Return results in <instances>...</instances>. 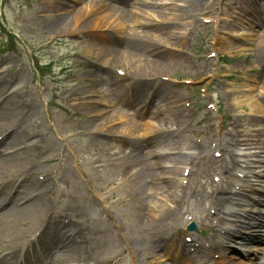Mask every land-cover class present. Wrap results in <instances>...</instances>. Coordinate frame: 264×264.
Masks as SVG:
<instances>
[{
    "label": "rangeland",
    "instance_id": "rangeland-1",
    "mask_svg": "<svg viewBox=\"0 0 264 264\" xmlns=\"http://www.w3.org/2000/svg\"><path fill=\"white\" fill-rule=\"evenodd\" d=\"M51 1L54 0H0V60L6 62L5 59L13 57L18 65L15 69L22 68L25 71L27 77L26 89L37 97L41 111V117L33 120L32 128H28V134L31 135L32 140L27 145L34 144L40 139L42 145L40 144V147L29 156H21L14 162L22 164L23 168L32 166L29 162L36 166H42L40 173L49 174V179L50 173L54 175L57 170V185L53 195H51V206L56 210V213L59 214L64 211V216H70L71 219L82 225L85 237L91 240L86 234V229L96 225L95 218L100 216V205L104 206L106 212L114 213L128 229L132 228L134 220L131 218L130 213L125 211L129 204L123 198L124 189H119V185L123 182L122 173L119 170L110 171L108 169L104 173L102 172L101 163L119 161L123 156L130 153L131 149L125 145L127 140L141 142L145 137L143 135H146L150 129H155L160 116L152 115L157 106L160 108L164 106L167 109L168 113L166 114L168 116L172 115L171 110L175 107H168V103L173 102L172 100L154 101L150 108L140 111L141 105L124 106L115 101L114 103L123 113L122 117L124 116L116 123L115 127L118 133L110 135L100 150L90 148L88 145H91L90 140L95 136V125L101 123L94 120L91 124L81 127L88 119L86 113L89 112L82 105V100L84 102L87 99V101H102L103 103H98V107L101 109L107 108L110 110L112 107L105 104V100L110 95L96 96L91 94L94 85L87 73L88 68H98L101 71L98 73L100 75L103 71L108 70L114 79L117 78L119 83L124 85L128 83V80H130L129 75L118 76L115 69L124 68L127 73L131 72L130 69L121 63H110L105 66L103 65L105 60L102 57L104 51H107L109 47L115 46L122 49L124 35L121 29L123 25L119 21L118 15L112 12L93 18L94 22L90 21L87 27L76 33H52L47 28V24L51 20L49 14L54 10ZM57 1L68 11H72L69 9L75 6L73 4L74 0ZM203 1L206 2L205 14L195 17L189 11L187 15L190 19L182 22L183 26L174 27L175 29L172 28L173 24L157 22L161 21L164 15V18L170 17V11L163 13V9L166 10L171 7L170 0L158 2L159 4L152 8L144 6L145 4L141 7H131L130 3L113 2L112 0H86V2H82L75 7L84 6L85 11L90 12L97 6L112 4L115 6V12L128 9L137 18L147 22L154 19L153 23H157L159 27H167L174 33L186 34L187 38L179 41V43L173 38L166 41L162 37L155 38L152 36L149 45L151 48L166 51V56H164L166 60L162 58L164 67L161 71L143 73L147 76L161 75L166 78L168 80L165 82L166 87L173 95L178 96V100L175 99L179 101L178 105L182 106L187 103L189 106V111L181 107V109L186 110V124L177 129V124H174L172 119L171 123L167 125L166 133L169 134L168 131H170L174 142L177 141L182 144L188 142L187 144L197 146L199 143H197V140H201V146H205L207 150L206 158L202 162L201 157L195 158L196 167H192L194 175L189 185L190 190H188L190 193L195 191V198L192 196L189 204H186L187 210L184 209V218L178 220L173 230H186L189 223L201 221V225H198L200 227L199 231L190 232L193 233V236L189 238L192 243L196 240H202L203 242L205 239H209L214 243H211L215 245L214 247L218 245L224 247L221 253L223 256H234L239 258L242 263H248L250 262L249 259L253 260L258 255V259L254 261L257 263L262 257V250H264V238L260 243L255 242L252 244L241 242L236 238L224 241L221 237H217L216 234L212 235L210 231H205L201 227L205 224H212V216L210 214L206 215L204 212V207L213 201L210 194L208 196V193L211 192L210 183L213 182L212 175L216 173L217 178L223 176V174L225 175V170L222 168L227 160L233 157V154L222 156L220 163L215 164V160L208 157L212 153L208 150L210 151L213 148L215 154H218L219 151L223 154L227 147H234L236 140L227 137L228 130H237L240 133V140H248L252 134L256 141H264V121L255 125L250 124L252 118L260 116L264 119V104H262L264 100L262 98L264 97V84L262 82L264 59L254 60L259 52V46L257 45L261 43V40L257 37V32L264 29V0ZM248 2L249 5L246 4ZM257 2L260 3V6L256 5ZM176 4L184 6L183 0H178ZM91 16H95V14H91ZM209 19L216 21V24L209 26V23L205 21ZM256 20L261 21L262 28L250 26V23ZM231 22H234L235 26L233 28L234 32L230 33L228 25ZM123 30H129L134 35H141L143 29L140 28L139 24L127 22ZM230 34L232 37H236L233 40L234 46H241L244 50H230L221 45H216L219 40L224 41L223 39L229 37ZM210 41H213V44H209ZM215 47H218V49L214 50ZM213 51L217 53V58L210 56ZM3 65L0 67V72L8 70L10 67V65ZM45 65L46 67H44ZM226 75L230 76L226 77ZM245 84L253 86L251 92L247 94L254 97L255 107L234 108L235 96L230 91L233 90V87L239 88ZM149 90L150 88L146 92ZM214 105L215 107L211 108ZM4 111L9 112L7 105ZM234 120H240L239 124L233 126L232 122ZM130 123L135 124L138 132L130 133L127 131V126ZM73 133L78 136L71 137ZM4 135L3 133L2 136ZM61 139L65 142L58 145ZM48 143L57 144L54 148V154H49ZM65 146L70 149L73 148L76 155L69 154L67 156V152H63ZM163 146L164 144H144L146 151L150 148L157 149ZM178 146V144H175L173 148L176 149H168L169 152L172 154L181 153L184 156L192 152V150ZM237 146L240 155L254 154L255 152L253 147L250 148L251 146L245 145V142L240 141ZM4 147L5 142H2L0 151H4L5 154L11 151V149L6 150ZM171 166V163L166 162V167L171 168ZM258 166L260 165L255 166L253 169L260 171L257 168ZM183 167H186V165L181 163L179 168L182 169ZM51 170L54 171L51 172ZM80 171H82V176L79 174ZM106 173L111 175L112 180H110V183H108L109 177ZM33 180L34 178H31L29 182H33ZM262 183L264 182H261L255 188L253 195L248 192L250 198L249 195L245 196L252 203L251 206L239 207L240 211L254 212L257 209L264 212V202L262 204L252 202V200L255 201L254 198L256 197L264 201V184ZM218 195L221 196L223 193L219 192L217 195L213 193L214 199ZM105 198L107 199L104 201ZM155 201L157 203H167L166 199L160 196ZM167 205L170 206V203ZM193 214H196L194 218ZM106 226L109 228L108 224ZM36 228L38 227H35L32 232H27L20 239L7 235V240H4L0 236V250L8 253V249H14L15 245L25 239L35 238L36 233L33 232ZM56 231L57 227L52 223L44 234L46 240L54 237ZM168 232L162 233V236H166ZM103 233L105 232L102 230ZM248 234L264 237V227L257 231L248 232ZM91 236L95 238V236ZM77 238L81 239V237ZM42 244L44 246V241ZM122 249L117 247L112 251L105 250L99 260L102 262L106 257H116ZM149 254L150 252L140 254L139 258L135 259V263H169V256H166L160 250L156 253L155 260L150 259ZM61 255L56 264L76 263L84 257L81 252L73 258L68 255ZM190 256H193L197 261L201 260V256L196 253ZM209 263H211V260H209ZM48 264H52L50 260H48ZM117 264H130L129 253L124 252Z\"/></svg>",
    "mask_w": 264,
    "mask_h": 264
},
{
    "label": "bare ground",
    "instance_id": "bare-ground-1",
    "mask_svg": "<svg viewBox=\"0 0 264 264\" xmlns=\"http://www.w3.org/2000/svg\"><path fill=\"white\" fill-rule=\"evenodd\" d=\"M118 1L130 3L131 7H141L145 4L144 6L152 8L163 0ZM177 1L178 0H170L171 7L166 10L163 9V13H166L165 11H170V17L164 18V15L163 19L157 22L170 23V25L173 24L172 28H174L183 26L182 22L190 19L187 15L189 11L192 12L191 14L195 17L200 16V14H205L204 7L206 2L203 0H183L184 6L176 4ZM82 2H86V0H74L73 4L77 6ZM51 4L54 10L49 14L51 20L48 22L47 28L50 29L52 33H76L87 27L90 21L94 22L93 18H97L104 13L109 14L112 12L118 15V19L123 27L129 22L130 24H139L140 28L143 29L141 35H134L129 32V30H123L122 27L121 31L124 35L122 49L116 48L115 46L109 47L107 51H104L102 56L105 60L103 64L105 66H108L110 63H121L130 69L131 72L128 73L130 80H128L127 84L124 85L119 83L117 78H115V80L108 70L103 71L102 75H100L98 73L101 71L98 68H88L87 73L94 85L91 89V94L96 96L110 95L109 98L105 100V104L112 107L110 110L107 108L101 109L98 107V103H103L102 101H87V99L84 102L82 100V105L89 112L86 113L88 119L85 120V123H83L81 127L83 128L91 124L94 120L97 121V123H101L95 125V136L90 140L91 145H88L90 148L100 150L110 135H116L118 133L115 127L116 123L124 116L122 117L123 113L117 104L114 103L115 101H118L124 106H133V104H137L148 109L154 101L172 100L173 102L168 103V107H175L171 110L172 115H170V117L166 114L168 112L164 106L161 108L157 106L152 116H160V118L158 119L155 129H150L147 133L149 136L148 140L146 142L127 140L125 145L131 149L128 155L123 156L122 159L114 163H101L102 172L104 173L107 169L110 171L119 170V172L122 173L123 182L119 185V189H124L123 198L129 204L125 211L130 213L131 218L134 220L132 228L128 229L112 212H104L105 215H107L106 220L101 216H97L95 218L97 221L96 225L86 229V234L91 238L92 244L91 251L86 250L85 256L89 257L90 262H92L91 264H100L99 259L103 251H112L118 247V243H123L130 252L132 264H134L135 259L139 258L142 253L150 251L152 252L150 257H156L157 254L154 252L157 249L165 251L169 256L173 255L174 259L170 258V264H197V261L193 257H189L183 252L178 254L175 249L176 245L173 241L164 240L162 238V233L173 230L178 220H183L184 204L189 194V184L187 182L192 180L194 170L192 171L191 169V172L187 173L189 179L187 177L182 180L181 177L184 176V168L180 169V164L184 163L186 166L189 164L195 168V158L206 156L207 150L205 146H198V148L196 145L187 144L188 142L183 144L177 141L174 142L172 135L166 133L168 129L167 125L171 123L172 119L174 124H177V129H180L179 127L186 124V110L188 111V107L185 106V104L182 106L178 105V96L173 95L169 91V88L166 87L167 85L164 77L161 75L147 76L143 74L148 71H161L164 67L162 58L166 56V51L164 52L157 48H151L149 40L152 36L155 38L162 37L166 39V41L173 38L179 43V41L187 38L186 34L179 32L174 33L167 27H159L157 23H153L155 21L154 19L153 21L147 22L137 18L132 15L131 10L128 9L115 12V6L113 5L97 6V8L90 10V12H86L84 6H80L79 8L72 6L69 9L72 11H68L64 6H61V3L57 0L51 1ZM91 14H95V16H91ZM234 26V23H232L229 25L228 29L233 30ZM250 26H256L260 29L262 23L260 20H256L250 23ZM257 37L261 40V43L257 45L259 46V52L258 56L254 59L255 61L264 59V29L257 32ZM223 40L224 41L219 40L217 45L229 48L230 50H244L241 46L235 47L234 43L228 37ZM216 48L218 49V47ZM164 60H166V58H164ZM5 61L6 62L0 60V65H10V67L8 70L0 72V99L2 98L0 102V135L3 133L6 135L0 140V145L2 142H5L4 148L6 150L11 149V151L7 152V154H5L4 151H0V236L4 240H7V235L12 238L20 239L27 232H32L35 227H43L44 224L41 220L45 219L48 215L46 210L50 207L45 195L48 189L52 187L53 183L50 182L49 179L39 180L37 178L38 173L42 171V166H36L32 164V162H29L32 166H25L23 168L22 164L14 162L21 156H29L40 147V144L42 145L41 139L34 144L27 145L32 139L31 135L28 134V128H32L33 120L41 117V111L37 97L26 89L27 77L25 71L22 68L15 69L18 65L13 57H8ZM229 76L230 75H226V77ZM152 80L155 82H151ZM262 82L264 84V77L262 78ZM252 87L253 86L250 84H245L239 88H232L233 90H231L230 93H233L235 96L233 101L234 108H242L244 106H248L249 108L255 107L254 97H250V95L247 94L251 92ZM148 88H150V90L146 92ZM115 91H117V94L114 93ZM150 96H152V98L149 102V106H146L147 99L145 98ZM176 98L177 100H175ZM251 98L252 100L250 101ZM262 98L264 99V97ZM263 102L262 104H264ZM175 104L177 107L174 106ZM6 105L9 107V112L4 111ZM181 107H184L186 110L181 109ZM251 111H253V109H251ZM262 121H264V119L258 116L252 118L250 124L255 125ZM239 122L240 120H234L232 125L236 126ZM127 131L130 133L138 132V128L135 124L130 123L127 126ZM226 135L231 140H236V145L233 143L234 147H227L226 151L223 153L224 157L233 154V157L228 159L224 164L226 174L220 181L221 184L224 183L223 187L220 188V192H227L226 194L228 195L226 197L218 196L212 202L211 207H214V210H216V215L213 220L216 226L220 228V235L223 239L237 237L244 243H260L264 237L248 236L244 230L255 231L263 228V213L261 211L256 213L258 212L257 209L254 211L255 213H252L251 211H239L237 208L246 205L249 206V204L251 206L252 203L247 200L245 193L250 192L253 194L252 192L255 188L261 184V182H264V141H256L252 134L250 135V139L240 140V133L237 130H228ZM77 136L78 135L75 133L71 135V137ZM239 140L245 142V145L251 146L250 148L253 147L255 150L254 154L240 155L237 146L238 142H240ZM64 142L65 141L61 139L58 145ZM150 143L156 145L164 144V146L157 149L150 148L146 151L144 144L148 145ZM175 144H178V147L192 150L193 153L189 152L186 156L181 153L177 155L168 153L170 149H176L173 148ZM56 145L57 144L48 143L47 148L49 149V154H54ZM18 146H22V148L18 149ZM63 150V152H67V156L69 154L76 155V151L73 148L70 149L68 146H65ZM166 162L172 164L171 168L166 167ZM241 164H243V167H241ZM257 165H260L257 167L260 171H255L253 169ZM79 174L82 176V171H80ZM107 175L109 177L108 183H110V180H112L111 175ZM179 176L181 177L179 178ZM31 178H34L33 182H29ZM9 187H12V189L10 192H7ZM158 196L166 199L167 203H157L155 200ZM106 199L107 198H105L104 201ZM254 199L255 201L252 200V202H255V204H262L264 202L261 198ZM229 202L234 205L228 204ZM168 203H170V206L167 205ZM58 216H64V211L59 214L55 212L52 213L51 220ZM39 217L41 218L39 219ZM238 223H240V225H238ZM106 224H108L109 228ZM112 227L114 230H112ZM73 228V230L67 231L64 236L62 234L64 228H60V235H56L46 241L45 252L48 259L45 264L48 260H50L52 264H56L61 254V256L68 255L69 257L78 256L79 252L84 249V245L76 240L77 237L86 238L84 231L77 225ZM102 230L105 233L102 234ZM89 234L95 236V238ZM116 236L119 237V239H116ZM76 242L79 243L78 246ZM184 247L185 246H182V250ZM201 249L204 255L211 256L213 254L216 256L211 246L209 248L201 246ZM9 254V252L4 253V251L2 252V250H0V264L8 263V260H12L16 255L15 251H13L11 258L5 257ZM261 254L262 257L259 259V262H254L258 259V255H256L253 260L249 259L250 262L248 263L264 264V261H262V259H264V250H262ZM118 258L119 255L116 257L111 256L105 261L115 262ZM218 258L215 264H248L242 263L240 259L234 256L226 257L224 255L222 257L219 255ZM35 263L37 264L36 261Z\"/></svg>",
    "mask_w": 264,
    "mask_h": 264
}]
</instances>
